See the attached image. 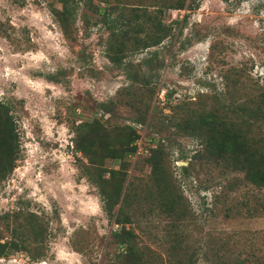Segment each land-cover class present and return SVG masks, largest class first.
I'll return each instance as SVG.
<instances>
[{"label":"rangeland","instance_id":"obj_1","mask_svg":"<svg viewBox=\"0 0 264 264\" xmlns=\"http://www.w3.org/2000/svg\"><path fill=\"white\" fill-rule=\"evenodd\" d=\"M102 1H78L65 21L60 0H0V104L17 145L0 182V243H21L10 230L28 213L42 236L40 244L24 238L27 250L0 264H264V190L223 160L203 157L201 142L173 126L198 114L233 118L225 104L257 100L264 0H195L190 10H164L160 42L134 50L132 37L121 36L118 65L105 57L109 31L93 11ZM162 1L109 0L117 8L109 17ZM126 127L137 135L136 150L121 158L110 150ZM155 146L167 192L146 161ZM115 191V209L125 199L122 225L101 209L99 195ZM173 197L177 208L167 212ZM15 213L21 217L2 218ZM121 229L127 233L117 238Z\"/></svg>","mask_w":264,"mask_h":264},{"label":"trees","instance_id":"obj_2","mask_svg":"<svg viewBox=\"0 0 264 264\" xmlns=\"http://www.w3.org/2000/svg\"><path fill=\"white\" fill-rule=\"evenodd\" d=\"M78 1L86 2L89 0H60L62 20H71L75 6ZM109 0L102 1L100 6L94 8V13L101 16V22L107 27L109 31L108 40L109 45L105 53V57L115 65L121 61L122 46L119 43V38L126 34L130 35L133 39V49H146L155 46L160 42L162 35L166 33L160 22V16L164 10H190L194 8L195 0H163L159 3H153L148 11V6H135L130 8L126 13L119 11L117 14L110 18L109 16L114 12V6L108 5ZM226 1V0H222ZM117 9V8H116ZM148 29V33L144 30ZM66 30H62L65 33ZM163 32V34H161ZM143 33V36H139ZM252 106L245 104L227 103L226 107L230 109L233 118L224 119L220 117H212L210 114H198L192 120H184L182 123H173L176 129L181 130L182 134L192 138H196L201 142L203 147V157L215 156L224 161L231 171L239 172L242 174V181L251 185L253 188L264 190V135L258 137L250 136L251 126L258 134H264V89L258 94L255 102L250 101ZM0 182L10 174L13 169V162L17 152L16 137L13 134V126L10 116L8 115L7 107L0 104ZM137 135L130 127H126L125 135L122 136L116 147L110 150V154L120 153V157L133 154L136 150L134 145ZM78 152L83 154L86 151L76 146ZM213 149H217L214 153ZM159 148H149L146 161L150 164L153 178L157 180L158 184L162 186L161 191L167 192L168 188L165 182L162 181L160 175V167L158 164ZM193 158L201 157L200 154H194ZM181 170H185L181 167ZM112 175V172H110ZM156 184V185H158ZM101 193L99 195L100 202L102 203V212L106 220L112 222L114 225H122L124 223V210L122 203L125 202L124 196L122 197L119 206L115 209L119 202V192L115 191L111 198H104ZM179 198V197H178ZM176 199V198H175ZM174 197L170 201H165L167 205L165 210L167 212L173 211L177 208V201ZM18 219L19 213L12 216L4 214L3 219L8 218ZM37 218L28 213L23 218V225L12 228V233L19 234L22 238L21 243L18 244L15 240H8L0 243V259L5 258L11 251L17 252L27 250L24 245V238L30 236V240L35 244L42 242L41 231L37 229ZM127 232L121 229L119 234H115L117 238L126 235ZM24 235V237L22 236ZM122 242L120 241L119 244ZM38 248V247H37ZM32 253V258H38L39 251ZM27 259L28 257L25 256ZM29 260V259H28ZM140 264H146L141 261ZM185 264H193L189 259ZM227 264H247V260L235 259Z\"/></svg>","mask_w":264,"mask_h":264},{"label":"built area","instance_id":"obj_3","mask_svg":"<svg viewBox=\"0 0 264 264\" xmlns=\"http://www.w3.org/2000/svg\"><path fill=\"white\" fill-rule=\"evenodd\" d=\"M27 259V258H26ZM1 260V259H0ZM28 260V259H27ZM39 264H43L42 262H40Z\"/></svg>","mask_w":264,"mask_h":264}]
</instances>
